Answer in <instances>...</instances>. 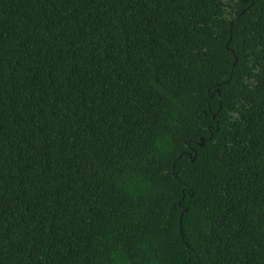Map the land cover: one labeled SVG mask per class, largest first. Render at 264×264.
I'll return each mask as SVG.
<instances>
[{"label": "trees", "instance_id": "obj_1", "mask_svg": "<svg viewBox=\"0 0 264 264\" xmlns=\"http://www.w3.org/2000/svg\"><path fill=\"white\" fill-rule=\"evenodd\" d=\"M0 264H264V0H0Z\"/></svg>", "mask_w": 264, "mask_h": 264}, {"label": "water", "instance_id": "obj_2", "mask_svg": "<svg viewBox=\"0 0 264 264\" xmlns=\"http://www.w3.org/2000/svg\"><path fill=\"white\" fill-rule=\"evenodd\" d=\"M203 141H204V139L203 138H201V142L199 143L200 145H202L203 144Z\"/></svg>", "mask_w": 264, "mask_h": 264}]
</instances>
